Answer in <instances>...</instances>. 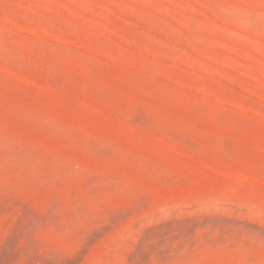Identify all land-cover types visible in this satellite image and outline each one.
<instances>
[{"label":"rangeland","instance_id":"374dc122","mask_svg":"<svg viewBox=\"0 0 264 264\" xmlns=\"http://www.w3.org/2000/svg\"><path fill=\"white\" fill-rule=\"evenodd\" d=\"M0 264H264V0H0Z\"/></svg>","mask_w":264,"mask_h":264}]
</instances>
